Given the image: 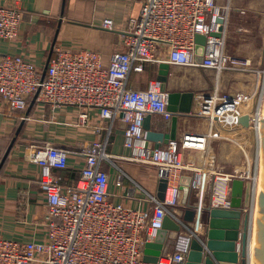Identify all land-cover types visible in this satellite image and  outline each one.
<instances>
[{"label": "built area", "instance_id": "obj_1", "mask_svg": "<svg viewBox=\"0 0 264 264\" xmlns=\"http://www.w3.org/2000/svg\"><path fill=\"white\" fill-rule=\"evenodd\" d=\"M226 9L215 0H141L139 15L129 20L122 33L123 50L114 53L107 66L99 52L63 44L55 46L44 78V69L30 58L8 55L0 59V99L6 102L11 114L27 112L37 96L36 106L79 111L76 122L65 124L76 130L91 124L93 111L98 112L101 120H120L123 147L129 155L117 158L155 168L156 186L160 179L167 180L165 200L161 202L156 193L144 190L114 164L113 156L106 150L108 141L83 144L72 150L51 143L29 147L24 158L39 167V186L48 211L46 234L39 241L0 237V264H148L144 262L145 244L155 240L166 216L173 218L181 230L172 241V251L168 252L167 245L157 264H185L192 241L198 239L205 244L207 211L231 208L234 180L251 185L250 206L243 210L252 213L254 224L264 89L253 110L249 109L251 97L245 99L234 93L219 96L217 91L208 95L209 99L199 96L200 106L195 115L207 121L208 132L187 133L180 141L155 149L147 142L143 123L149 115L171 120L168 94L161 90L157 79L151 80L144 90L127 86L131 73L140 75L147 67L161 63L209 70L218 76L249 67V61L230 56L226 51L229 26ZM218 18L224 23H217ZM22 22L21 9L0 6V41L14 43ZM215 33L221 36H212ZM197 35L206 38L202 63L194 58ZM240 110L245 115L236 117ZM231 114H235L237 131L246 127L256 130L258 146L251 171L248 167L226 172L212 146L218 137L215 129ZM184 153H190L188 160ZM73 154L82 157L84 165L76 181L66 184L55 171L66 170ZM108 164L110 170L117 169L115 185L124 191L120 198L135 201L138 206L114 201ZM186 172L192 178L190 206L195 210V218L191 223L184 220L188 207L182 205L181 179ZM128 182L130 186H126ZM140 192L144 196L139 198ZM253 230L252 226V233Z\"/></svg>", "mask_w": 264, "mask_h": 264}, {"label": "crops", "instance_id": "obj_2", "mask_svg": "<svg viewBox=\"0 0 264 264\" xmlns=\"http://www.w3.org/2000/svg\"><path fill=\"white\" fill-rule=\"evenodd\" d=\"M0 6L18 7L23 15L18 39L12 44L0 41V59L8 55H22L44 69L56 36L57 44L99 52L103 64L107 66L112 55L123 50L122 33L127 29L129 20L139 15L141 0H0ZM154 67H157L154 71L156 79L158 66ZM214 75L209 70L170 65L168 88L171 91H193L199 99L200 95L210 91L211 86L216 84ZM141 76L131 73L128 88L146 89L150 81L144 78L142 80ZM219 86L222 92L234 93V74L221 75ZM196 108L192 116L179 119L178 141L187 133H206L207 121L195 115L198 112ZM79 114L80 112L74 109L53 110L50 106L35 105L28 116L30 120L25 121L24 132L18 137L9 157L1 167L3 157L23 122L22 118L27 116L26 112L11 114L6 102L0 99L1 238L39 241L45 237L48 211L39 186V167L28 163L24 158L27 149L33 145L51 143L72 150L83 144L108 141L106 150L113 156L114 164L144 190L151 194L156 193L155 168L117 158L129 155L123 147V124L120 120L114 122L101 120L98 112L93 111L88 127L78 128L77 132L69 130L71 127L65 124L76 122ZM152 120L154 127L162 123L161 127L154 129L168 130L169 123H166L163 117L153 116ZM97 128L101 131L97 132ZM231 135L234 138V134ZM230 142L234 144L233 139ZM214 144L216 145L215 141L212 146ZM184 157L188 160L190 153H184ZM116 161L121 164L118 165ZM83 165L84 159L73 154L69 159V167L55 173L63 178L64 183L70 184L76 181ZM110 168L111 165L108 164L106 170L109 171ZM109 172L110 193L115 196L114 201L122 200L130 206H138L135 201L129 202L120 198L124 191L115 185L117 169H111ZM184 176L191 177V174L186 172ZM126 186H130V183L128 182ZM137 196L143 197L144 193L140 192ZM189 201L190 204L193 201L192 193ZM172 249L173 242L170 241L167 250L170 252Z\"/></svg>", "mask_w": 264, "mask_h": 264}, {"label": "water", "instance_id": "obj_3", "mask_svg": "<svg viewBox=\"0 0 264 264\" xmlns=\"http://www.w3.org/2000/svg\"><path fill=\"white\" fill-rule=\"evenodd\" d=\"M217 23L223 24V20L218 18ZM222 31V29H220ZM212 36L220 37V33ZM194 58L197 63H202L205 55L206 38L197 35L195 39ZM57 45V36L55 37L47 63L44 68L43 78L49 62L52 58L54 48ZM170 77V65L161 63L158 66L156 79L161 82V90L168 94V112L172 114L169 128L166 131H159L162 123L153 126V117L148 116L143 123V129L146 131L148 144H152L153 148L159 149L170 142L176 141L178 137L179 119L182 117L192 116L194 108L200 106L195 92L193 91H171L168 88ZM204 99H209L208 95H203ZM37 96L30 102L26 116L28 117L35 106ZM246 124L247 120L242 122ZM25 121L19 125L15 137L12 139L1 163V167L9 157L14 145L17 142ZM261 137H262V165H263V183L264 186V117L261 121ZM191 177L183 176L181 179V189L183 192L182 205L187 208L184 214L186 222H193L195 218V210L190 206L191 195ZM167 190V180L160 179L157 184L156 196L161 202L165 200ZM251 202V185L242 180H234L231 186V208L228 210L211 209L207 211V233L204 245L194 239L191 244V250L188 254L185 264H249L252 260L251 256V239H252V213H244L243 208L250 206ZM256 244L253 249L252 264H264V191L260 190L258 197V211L256 217ZM181 227L173 218L166 216L163 226L158 230L156 238L153 242L145 244L144 262L148 264H157L162 256L166 246L170 241H174L180 232Z\"/></svg>", "mask_w": 264, "mask_h": 264}, {"label": "rangeland", "instance_id": "obj_4", "mask_svg": "<svg viewBox=\"0 0 264 264\" xmlns=\"http://www.w3.org/2000/svg\"><path fill=\"white\" fill-rule=\"evenodd\" d=\"M215 1L219 7H227L229 9V26L226 41L227 53L230 56H234L241 60H245L246 62H250L249 67L244 66L245 68L240 69V71L234 72V95H242V97H245V99L251 97V100L253 101L249 104V109L253 110L258 103V98L263 95L264 89V0ZM156 68L157 67L154 66L147 67L145 72L143 74H140L142 75V80L143 78L149 81L154 80V71L156 70ZM221 75H219V77L216 74L214 75L216 78V84H214V86H211L210 91H208L207 93H203L204 95L213 94L215 91L219 93V96L225 94V92L221 91L219 86V79ZM241 107L242 109H244L242 105ZM242 115L245 114H243V111L240 110L236 114V117H240ZM234 116L235 114L228 115L225 118L223 125L215 129V134L218 137L215 140L216 145L214 144L213 148L216 151V155H219L218 158L223 164L226 172H231L233 169L235 171L237 169L243 171L248 167L251 171L254 167L253 163L256 159L258 146L256 130H254L253 127H251V129L246 127L243 130L237 131L236 127L234 126ZM208 128L209 125L207 123L206 132H208ZM68 129L77 132L76 129ZM231 134H234V138ZM232 139L234 140V144L230 142V140ZM260 148L261 153L259 167L261 170V176L259 179V188L256 200V217L258 211L259 193L260 190L264 191V186L262 185V141ZM116 163L118 165L121 164L117 161ZM256 219L253 232L254 246L256 244Z\"/></svg>", "mask_w": 264, "mask_h": 264}, {"label": "bare ground", "instance_id": "obj_5", "mask_svg": "<svg viewBox=\"0 0 264 264\" xmlns=\"http://www.w3.org/2000/svg\"><path fill=\"white\" fill-rule=\"evenodd\" d=\"M226 10H228V8L226 9ZM227 15V14H226ZM219 77V76H218ZM218 79V78H217ZM261 171V170H260ZM261 176V175H260ZM254 224H255V221H254ZM254 224H253V228H254ZM254 231V230H253ZM252 236H253V233H252ZM253 240V239H252ZM253 247H254V244H253V242H252V245H251V251H252V254H251V256H252V260H253ZM251 260V261H252Z\"/></svg>", "mask_w": 264, "mask_h": 264}]
</instances>
